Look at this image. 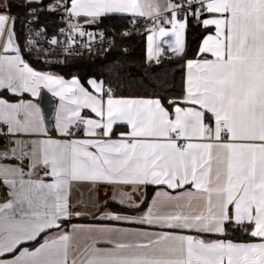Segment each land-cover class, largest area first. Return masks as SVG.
<instances>
[{
    "label": "snow or ice",
    "instance_id": "6c2138e0",
    "mask_svg": "<svg viewBox=\"0 0 264 264\" xmlns=\"http://www.w3.org/2000/svg\"><path fill=\"white\" fill-rule=\"evenodd\" d=\"M68 3L69 21L87 17L98 24L108 14L147 18V59L157 63L162 44L185 57L190 21L206 35L195 58L186 59L178 97L117 98L103 81L88 80L90 92L77 78L35 71L16 43L15 18L9 27V16L0 13V39L7 30L0 91L36 97L44 88L59 97L61 137L49 135L31 100L0 97V136L11 137L0 160L20 161L0 164V187L8 190L0 203V264H264V0ZM68 29L70 42L78 33L89 38L90 48L95 33L71 22ZM84 109L97 118L81 115ZM79 133L83 138H73ZM82 184L112 186V200L137 212L153 187L146 211L100 217L148 228L65 230L66 222L85 214L77 210L81 202L71 199L74 186ZM142 189L145 198L137 202L132 193ZM230 231L252 239L236 242L227 238ZM41 233L48 235L39 247H20ZM8 254L12 258H3Z\"/></svg>",
    "mask_w": 264,
    "mask_h": 264
},
{
    "label": "trees",
    "instance_id": "16d2710c",
    "mask_svg": "<svg viewBox=\"0 0 264 264\" xmlns=\"http://www.w3.org/2000/svg\"><path fill=\"white\" fill-rule=\"evenodd\" d=\"M63 0H41L40 4L25 5L22 0H7L5 6L0 3V11H7L15 18L16 41L23 56L36 68L51 70L65 77L77 76L86 82L95 78L109 85L115 95L125 97L169 98L178 97L182 92L186 59L195 58L200 42L206 34L202 27L189 23L186 33V54L184 58L170 52L149 61L146 55V31L134 29L129 34L116 39L115 47L124 49L121 53L110 54L111 48L98 47L80 53L60 54V62L45 63L41 57L53 54L31 47L25 41L26 22L35 17L37 25L45 26L55 33L60 25L59 12L49 11V6ZM63 6V5H62ZM31 10H34L31 11ZM136 20V19H135ZM133 18L128 15H107L98 24L91 27L119 29L130 25ZM58 55V53L56 54ZM153 187H149L148 199ZM228 239H246L242 232H229Z\"/></svg>",
    "mask_w": 264,
    "mask_h": 264
},
{
    "label": "crops",
    "instance_id": "0c3cea01",
    "mask_svg": "<svg viewBox=\"0 0 264 264\" xmlns=\"http://www.w3.org/2000/svg\"><path fill=\"white\" fill-rule=\"evenodd\" d=\"M22 1H24V0H22ZM63 2L65 4V8L67 6H70V4L68 3V0H63L62 3ZM2 3H3V6H5L6 3H7V0H3ZM4 12H6L7 15L9 16L8 26L11 27L13 14H11V13H9L7 11H0V13H4ZM108 15H128V16H130V14H108ZM76 18L80 19L83 22V24L85 26H87V27H91L92 25H95V24L88 23L87 21H88L89 18H87V17H76ZM149 34L150 33L148 32V29H147V31H146V55H147V47H148V39H147V37H148ZM6 38H7V30L5 31L4 39H0V47L3 46ZM16 43H17V41H16ZM161 46L165 48V52H166L167 51V45L162 44ZM164 53H162V55ZM9 54H13V53H9ZM22 56H23V54H22ZM23 58L29 64V66L32 67L35 71L42 72V73H48V74L55 75V76H60L63 79L69 80V81L72 80L73 78H77L80 81V83L88 91H90V92L93 91V89L90 87V85L87 82H88V80L95 79V78H90L86 82H84L77 76L65 77V76L57 74L56 72H53L51 70L38 69V68L34 67L24 56H23ZM95 80L100 82V80H98V79H95ZM43 90L48 91L47 89L41 88L40 95L36 96V97H32L31 94H29V93H25V94H23L22 97H18V96H14L11 93H8L7 91H0V97L8 99V100H10L12 102H15V101H17L19 99L31 100L33 103H35L39 107L40 113H41V115H42V117L44 119V125L49 130V135L52 136L53 138L61 139V137L58 135V133L56 131V118H57V114H58V111H59V108H60L59 97L54 96L51 92L48 91L56 100V102H55V110H54V118H53V121H52L51 125H48L46 123L44 110H43V107L41 105V95H42V91ZM115 96L117 98H120V97H123V98H150V97H125V96H118V95H115ZM81 115L85 116L86 118H91V119H96L97 118L95 116V113H92L89 109L82 110ZM0 127H1V125H0ZM116 127L120 128L121 126H116ZM117 135H118V133H117ZM20 138H26V137H20ZM73 138H83V135H82V133H80L78 136L73 137ZM113 138H116V137L114 136ZM28 163L29 162L27 160L24 161L23 166H24L25 172L29 171ZM0 164L17 165V164H20V161L15 159V158H13V159H10V160H0ZM38 174L41 175V176L43 175L42 172H38ZM90 188H91V191H90ZM148 189H149V187L147 188V193H148ZM125 190L126 191H131L130 188H126ZM7 191L8 190H7L6 187H0V203L6 201V199H7ZM153 193H154V188L152 190V193H151L150 197L148 199H146L145 204L141 205V208H140L139 212H137L135 210L128 209L125 206H122L119 203L114 202L112 200V196H113L112 186H109V185H98L95 188H92V186H90L89 184H82V185H79V186H74L73 191H72L71 199H72L73 203H76L77 201L81 202L80 207L77 210L83 211L85 214L80 216V217H73L70 220V222H66L65 225H64L65 230H70L73 225H78V226H83V227L97 226V225H116V226H119V227H122V228H133V229H135V228H148L147 225H136V224H127V223H120V222L102 220V219H100V217L105 212L119 213V214H124V215H138V214H140V212H143V211L147 210V206L151 202V198H152ZM132 195H133L134 199L137 200V202L140 199L145 198V194H144V190L143 189L140 192L132 193ZM118 199H119V195L117 194V200ZM105 201H108V203L105 204L104 203ZM150 230L159 231V229H150ZM188 234H194V233H188ZM46 235H48V233H41L40 236H38L36 238V240L26 242V243L22 244L20 247L21 248H28L29 250H34L35 248L39 247V245L44 242V239H45ZM206 238H215V237H206ZM250 239H252V238L248 237L246 239H240V240L232 239V240H234L236 242H242V241L246 242V241H249ZM18 251H19V249L17 250V254H18ZM3 258L10 259V258H12V255L8 254V255H6Z\"/></svg>",
    "mask_w": 264,
    "mask_h": 264
},
{
    "label": "built area",
    "instance_id": "2783aa9c",
    "mask_svg": "<svg viewBox=\"0 0 264 264\" xmlns=\"http://www.w3.org/2000/svg\"><path fill=\"white\" fill-rule=\"evenodd\" d=\"M61 6L57 9L59 12V27L55 33H52L48 28L45 26L37 25L35 21V17H30L27 19L26 22V33H25V41L28 44L29 39L33 41L30 45L36 49H42L44 51H51L53 54H46L41 57V60L45 63H57L60 62L62 57L60 54H76L82 51H90L96 49L98 47H105V48H114L116 39L120 36H123L125 32L128 34L134 30L143 28L147 30L151 27L150 22L147 18H136L130 25L119 29H105L99 27H87L83 24V22L78 18H73L69 21L67 17V13L65 11V4L64 2L59 3ZM63 5V6H62ZM71 22L73 24H78L83 31L86 33H95V39L91 42L90 48L87 46L89 44V38L87 36L80 37L77 34L73 35V40L70 42L69 34L70 29H68V23ZM63 28L65 31L61 34L60 29ZM39 33V35H37ZM101 33H103V37L101 38ZM57 40L56 44H50L49 41ZM29 45V44H28ZM58 53V55H56ZM104 87L107 89L110 86L104 84ZM1 127H4L1 125ZM80 134V133H79ZM78 134V135H79ZM77 135V136H78ZM11 137L8 136H0V151H3L10 147Z\"/></svg>",
    "mask_w": 264,
    "mask_h": 264
},
{
    "label": "water",
    "instance_id": "95a60500",
    "mask_svg": "<svg viewBox=\"0 0 264 264\" xmlns=\"http://www.w3.org/2000/svg\"><path fill=\"white\" fill-rule=\"evenodd\" d=\"M123 50L124 49L122 48L114 47L111 48L108 52L110 54H114V53H121L123 52ZM165 53L166 55H170V51L168 50ZM55 102H56L55 98L48 91L46 90L42 91L41 105L43 107L45 120L48 125H51L54 118Z\"/></svg>",
    "mask_w": 264,
    "mask_h": 264
},
{
    "label": "rangeland",
    "instance_id": "374dc122",
    "mask_svg": "<svg viewBox=\"0 0 264 264\" xmlns=\"http://www.w3.org/2000/svg\"><path fill=\"white\" fill-rule=\"evenodd\" d=\"M2 1H3V0H0L1 5H3Z\"/></svg>",
    "mask_w": 264,
    "mask_h": 264
}]
</instances>
